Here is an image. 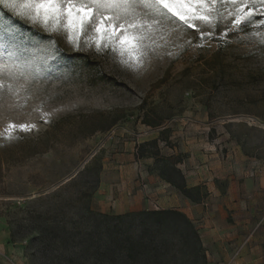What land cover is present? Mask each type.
<instances>
[{"label": "rangeland", "instance_id": "374dc122", "mask_svg": "<svg viewBox=\"0 0 264 264\" xmlns=\"http://www.w3.org/2000/svg\"><path fill=\"white\" fill-rule=\"evenodd\" d=\"M262 24L264 18L235 31L227 17L215 27L196 21L191 28L170 20L163 31L143 41L138 58L127 51L121 55L118 44L96 33L91 24L80 33L78 47L68 31L60 28L53 32L64 39L68 53L88 55L92 65H84L82 57L48 68L36 61L15 77L0 76L5 84H13L12 90L0 91V143L6 142L0 146V264H95L97 233L90 252L79 245L87 227L82 220L84 202L74 199L63 211L73 234L64 246L53 234L48 235L53 239L35 240L39 232L30 228L47 220L43 216L31 224L27 211L75 198L101 169L91 207L118 214L101 211L100 204L114 184L117 166L126 162L123 155L132 157L136 182L144 191L149 177L160 178L173 187L181 205L188 200L200 204L209 215L221 212L222 223L236 224L233 214L248 216L245 219L252 216L244 235H254L259 214H264V189H259L261 181L264 184V45L252 34H264ZM201 33L211 36L202 38ZM0 61L7 63L4 56ZM113 112L125 116L109 131L86 137L78 131L82 116ZM10 125L15 127L10 129ZM47 130L51 135L45 140L41 137ZM17 137H39L50 149L25 157L21 152L29 142L19 144ZM225 163L232 174L227 179H211L213 172H219V164ZM85 167L90 170L62 197L38 200ZM200 179L199 185L191 187ZM231 182L242 193L226 205ZM183 183L192 188L190 197L174 185ZM209 183L218 188L216 196ZM193 222L208 264H222L214 263L218 259L213 260L207 247L203 222ZM177 257L178 264H183L184 255ZM187 259L193 264L194 254ZM165 264L175 261L169 258Z\"/></svg>", "mask_w": 264, "mask_h": 264}, {"label": "trees", "instance_id": "16d2710c", "mask_svg": "<svg viewBox=\"0 0 264 264\" xmlns=\"http://www.w3.org/2000/svg\"><path fill=\"white\" fill-rule=\"evenodd\" d=\"M5 16L17 29L15 37L6 36L5 39L17 45L21 49H26L25 57L30 61L42 62L45 68L63 63L75 62L76 57H82L84 65L90 66L92 62L85 54H69L68 47L60 34L46 30L41 24H32L26 19L8 12L0 6ZM264 18L257 15L252 19L256 22ZM8 51L7 48H5ZM84 57V59H83ZM43 67V66H42ZM125 115L118 112L95 113L82 116V122L78 131L83 137L93 135L97 132H106L113 128ZM147 123L150 126H157L158 123ZM51 131L44 132L41 138L48 140ZM39 137L20 139L19 144L26 145L23 141L29 142L28 147L22 150L23 156H34L47 152L50 149L47 141ZM41 142V143H40ZM6 142L0 143L4 147ZM90 170L85 167L79 174L69 182L63 184L55 191L39 196L38 200L45 201L56 196H61L67 188L76 186L78 177L84 176ZM101 170V169H100ZM96 179L86 182V186L81 187L75 198H61L46 208H34L27 211L29 223H34L36 218L45 217L47 220L42 226L31 227L30 231L36 230L39 236L33 237L35 240L58 238L63 246L69 241L73 234L69 231L66 216L63 213L65 207L75 200L84 202L82 220L87 223L84 235L79 242L81 250L90 252L93 247L95 233H97L98 261L95 264H165V260L171 258L178 264V253L185 257L183 264H190L187 257L191 252L195 256L193 264H208L207 256L203 247L201 236L194 222L182 211L177 209L142 210L128 212L125 214H106L95 211L90 204L91 197L99 183V173ZM78 184V183H77ZM182 193L190 197L192 188L183 184H174ZM60 218V219H59ZM50 234L55 235L50 238ZM11 239H15L14 232ZM62 246V247H63ZM78 246L74 247L77 248Z\"/></svg>", "mask_w": 264, "mask_h": 264}, {"label": "snow or ice", "instance_id": "6c2138e0", "mask_svg": "<svg viewBox=\"0 0 264 264\" xmlns=\"http://www.w3.org/2000/svg\"><path fill=\"white\" fill-rule=\"evenodd\" d=\"M0 6L32 24L43 25L46 30L66 29L77 47L80 33L91 24L96 33L118 44L121 55L127 51L129 55L136 53L137 58L144 47L143 41L163 31L165 22L170 20H178L191 28L196 27V21L215 27L220 19L227 17L233 29L240 31L243 24L250 23L257 15L264 16V0H221L220 3L217 0H0ZM224 8H227L226 12L221 11ZM16 33V27L0 10V49H8L0 51V56L7 61H0V76L22 74L30 63L24 54L26 49L5 39L6 36L15 37ZM252 35L264 45V34ZM201 36L208 38L211 33L207 37L201 33ZM5 89L12 90L13 84L0 80V91ZM21 127L28 130V126Z\"/></svg>", "mask_w": 264, "mask_h": 264}, {"label": "crops", "instance_id": "0c3cea01", "mask_svg": "<svg viewBox=\"0 0 264 264\" xmlns=\"http://www.w3.org/2000/svg\"><path fill=\"white\" fill-rule=\"evenodd\" d=\"M131 159L129 155L122 156V161L126 162L117 166L114 184L106 193L105 201L100 204L101 211L122 214L142 210L177 209L183 211L193 221L203 222V237L207 240V247L213 255V260L218 259L214 260V263L219 261L222 264H264V214H259L261 217L259 226L255 227L254 235L248 238L244 232L249 229L248 224L252 216L245 219L248 216L233 214L236 224L227 220L222 223L221 212L209 215L203 211L200 204L192 205L188 200L181 205L175 199L173 187L160 178H148L145 191L149 193V198H146L145 191L136 182V172L134 165L130 163ZM219 165H221L217 168L219 172H213L211 178L213 180L227 179L232 174L231 166L226 163ZM201 181L202 179L192 183L191 187L199 185ZM259 189L260 191L264 189L262 181ZM209 190L214 196L219 193L215 183H209ZM241 193L242 188L231 182L224 200L225 204L232 203ZM242 217L244 221L241 220Z\"/></svg>", "mask_w": 264, "mask_h": 264}]
</instances>
